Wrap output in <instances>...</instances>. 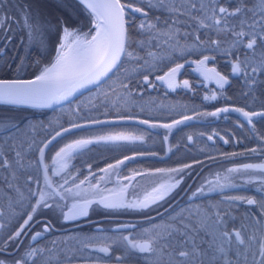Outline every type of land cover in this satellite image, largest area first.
Listing matches in <instances>:
<instances>
[{"label": "flooded vegetation", "instance_id": "obj_1", "mask_svg": "<svg viewBox=\"0 0 264 264\" xmlns=\"http://www.w3.org/2000/svg\"><path fill=\"white\" fill-rule=\"evenodd\" d=\"M13 35L16 34L1 32L0 48H3L10 36ZM246 44L247 42L244 43L240 59L224 53L216 58L205 50V52H196L184 58H193L195 61L192 64H183L184 59L175 62L184 65L179 73L175 75L177 84L175 88L184 87L183 81L187 80L189 87L185 88L189 90V95L186 99L173 100L171 98L165 106H163L161 98L153 97L160 104V108H164V114L161 110V112H148L143 115L127 112L110 115L136 116L148 121V125L129 121H114L99 124V126L108 125L107 127L76 130L78 131L76 134L65 136L62 142L53 150L47 151L44 148L43 163H41L39 146L37 148V160L30 162L33 167H28L29 173L25 178H13L11 175L3 178L1 177L3 169L0 167V228L2 220H4L3 214H17L14 219L15 225L10 230V234L0 237V260H3L5 264H17V262H21V264H45V262L46 264L131 263L122 259L121 254H130L125 244L123 242L113 243V240L120 236H130L136 240H144L156 229H154V225L144 224L143 222L167 212L182 196L186 199L228 187H255L254 182L240 180L230 186L225 185L205 192H197L195 191L197 188L196 183L193 185L197 175L211 163L220 160L234 163L245 158L252 161L257 160L259 157L264 159V147L259 148L258 146L259 130L264 125L262 119L254 116L251 117V123H249L248 117L243 118L233 109L228 112H220L215 116L209 115V113L215 112L213 109L224 105H232L246 111L255 110V108L222 101L225 94L231 91L230 88L227 89V86H248L252 83L248 80V77L253 75L255 80L259 81L256 79L258 68H256L255 74L252 72L254 68L252 66L249 67L246 74L243 72L233 74L231 71L232 64L235 61H246L248 59L251 50L246 48ZM205 56L209 57V60L203 65L198 64L197 62L203 60ZM213 60L221 66L220 69L212 62ZM207 66H213L228 77L229 83L221 88L216 80L205 72ZM234 77L237 80H233ZM157 82L168 87L165 81ZM260 84L264 85V83L258 82L254 87ZM211 96L216 98L205 99V97ZM252 97H255V92L251 93L250 98L252 99ZM244 98L246 97L241 95L238 100L242 101ZM130 99V96H125L123 104H130ZM114 103L112 102V104ZM138 109L141 110L142 107L138 106ZM184 114H190L191 117L197 120L168 124L172 125L170 128L163 127L164 122ZM2 130L0 129V131ZM18 131L24 132L25 130ZM30 131L35 132L33 129H30ZM55 131H52L46 138ZM71 131L73 130L67 132ZM59 136H56L49 144L56 141ZM115 136L142 137V139H99ZM77 140H90L92 143L70 150L62 161L66 167L58 168L61 165L56 166L59 161L56 153L61 148ZM225 149H229L232 153L213 156V152H220ZM86 150L92 152V160L85 164V167L90 166V168L83 170L81 166L74 169L81 165L82 153ZM99 151L102 154L98 155ZM125 157L129 159H125ZM118 161H123V163L118 164ZM44 165H47V172H45ZM109 165H114V167L109 168ZM144 167L146 168L144 169ZM149 169L171 171L178 169L179 171H174L175 174L168 178L150 183L143 193L134 195L132 186L135 179L141 172ZM29 176L31 180L28 179ZM45 176L51 181V187L49 188L53 193V196L46 200L50 207L40 206L35 213H31L32 207L39 199V191L42 190L43 184H46ZM57 181H62L59 189L53 184ZM176 181H179V184H176ZM3 182H25L30 186L14 187L13 191L9 192L4 190L1 185ZM36 184H38L37 187ZM169 184H176V186L163 199L150 204L149 207L144 209L105 208L100 203V200L104 197L112 200L122 198L125 204L137 202L143 200L149 194H159L158 192L154 193L153 190H159L161 185ZM33 193H37V195H33ZM85 201L92 202L88 206L86 216H77L69 220L64 219L66 214H70L73 205H80ZM29 214H32L33 219L27 225H24V220L27 219ZM131 222H135V224L131 225ZM22 225L23 228L21 229ZM124 225L128 227H122ZM167 225H160L159 229H165ZM46 226L47 231H45ZM145 230L151 231L145 232ZM17 231L20 232L18 237L15 236ZM36 233H41V235L36 236ZM34 236L35 239H33ZM9 237L15 238L10 240ZM105 245L110 246V251L107 254L98 250L99 247ZM32 249L36 250V256L27 257L26 253ZM167 252L169 251H165V253ZM156 253L161 257L158 249ZM161 259L169 260L167 257H161Z\"/></svg>", "mask_w": 264, "mask_h": 264}, {"label": "trees", "instance_id": "obj_2", "mask_svg": "<svg viewBox=\"0 0 264 264\" xmlns=\"http://www.w3.org/2000/svg\"><path fill=\"white\" fill-rule=\"evenodd\" d=\"M121 1L132 5L133 8H143L147 13L145 16L125 8L126 29L128 36L131 38L128 50L134 53L135 58L122 56L118 68L114 69L104 80L62 104L52 107H35L0 103V118L8 115L5 118L11 119L10 121H13L18 126L17 129L11 130V136L4 130L0 131V150L11 161L9 167H2L1 177L6 178L9 175L13 176L12 174L15 173V177L25 178L29 173L28 167H33L30 165V162L37 160V148L41 145L42 141L52 131L65 125L85 119L110 116L115 113L124 114L127 112L143 115L144 113H148V102L153 97L161 98L163 106L171 98L173 100H179V98L186 99L189 95L187 88L165 87L158 83L153 76L177 62H171L164 55H159L158 58L154 59L156 56L154 57L148 53V50L155 49L157 46L155 45L154 35L160 32V30L168 29L170 31L171 29L172 34L176 35L177 40L180 37L182 38L183 34L186 35V39L191 38L195 39V41L202 38L203 44L209 46L206 51L216 58L224 53L226 55L231 54L240 59L243 53L242 50L244 49V44L241 40L242 38H246V36L238 38L233 35V32L246 31V29H252L254 32V29H256V32H254L257 34L256 53L264 52V44L259 40L261 25H264V20H261L262 13L257 0H244L245 11L236 16L227 17L220 24L211 21H209L211 23L205 22L201 29H198L199 27L194 23L195 19L192 13L187 14L179 9L175 11L173 9L168 10V6L166 7L164 3L161 6V4L157 3V0H152V3H147V0ZM208 1L209 5L215 7L216 10H218V6H223L232 11L240 5V0ZM0 6H2L0 19L7 17L3 28H0V33L16 34L15 36H10L3 46L4 52L0 53V76H30L39 72L53 59L55 45L59 40L63 26H67L69 30L75 32L85 30L86 33L94 26L92 22L95 20V15L83 3H80L79 0H62V2L61 0H0ZM28 6H30L34 15H38L41 21L42 28L39 34H30L29 30L25 27L23 16L24 9ZM227 21H231L230 24L232 26H229ZM242 21H246L243 27L241 26ZM253 21H257L258 23L253 24ZM141 23H145L146 25L152 24L155 27L152 29H141L139 27ZM249 25H252V27H249ZM221 29L224 30L221 31ZM140 42L143 43L141 44ZM212 62L219 69L221 68L215 60ZM258 70L256 79L264 81V73L261 71V68H258ZM145 76L148 77L147 81L144 80ZM233 80H237V78L234 77ZM124 85H127V87H124ZM228 88L231 91L225 94L222 101L249 108L264 109V85L255 86L252 90L248 86L238 87L236 85H229L227 86ZM94 90H98V92L92 94ZM253 92H255V97L251 99V93ZM122 93L127 95L121 96ZM87 94H90L88 98L76 102L80 96ZM241 95L246 97L242 101L238 100ZM125 96H130L131 98L130 108L126 111L115 112L111 108L112 102L110 99L115 97V100L123 102ZM66 105L68 107H64ZM138 106H141L142 109H138ZM258 117L264 121V116ZM107 126L94 125L83 127L82 129H73L71 132L63 133L56 141L45 148L47 151L53 150L62 142L65 136L76 134L78 132L76 130ZM30 129L35 130V132H31ZM18 130L25 131L20 132ZM259 135L264 136V125L260 128ZM16 151H20L23 155V168L15 162ZM231 153L229 149H225L220 152H213V156H223ZM99 154H102V152L99 151ZM92 158L91 150H86L82 153L81 165L74 169H78L81 166L83 170L89 169L90 166L85 167V164L90 162ZM2 159L3 157H0V162H2ZM9 184L12 185L11 188ZM1 185L5 191L9 192H12L14 187L30 186L25 182H3ZM37 186L38 184H36ZM232 197L252 198L257 200L258 203L248 205L242 200L230 199ZM261 202H264V187L256 186L228 187L186 199L182 196L178 202L171 206L170 210L149 221L143 222L144 224L154 225V229H156L154 230L155 232H151L145 239L156 237V248L159 250L161 257L169 258L168 261L162 259L161 264H169L171 257L165 252L160 251V249L165 248V241L160 239V236L165 235V229H159V226L174 224L182 217L188 218V222L193 225L206 220L207 227L200 232V236L205 241V243L201 244V247H207V242L211 241L214 236L217 238L216 243H220L219 231L215 223L217 214H219L224 221L220 225L221 229H226L230 232L233 229L241 231L245 243L239 245L238 250H247V264H253L252 253H257V259H259V247L264 242V208L260 207ZM3 216L4 220H2L0 228V237L10 234V230L15 225L14 219L17 217V214L7 213L3 214ZM205 232L209 234L205 235ZM158 233L159 235H157ZM251 237H255V239H250ZM232 248L234 251L237 249L234 239L232 241ZM167 250L169 251L167 253L172 252L171 247L165 251ZM234 251L229 252V255L233 256V258ZM121 255L123 260L133 262L134 264L147 263L148 254L133 252L129 255ZM241 264H243V261Z\"/></svg>", "mask_w": 264, "mask_h": 264}, {"label": "snow or ice", "instance_id": "obj_3", "mask_svg": "<svg viewBox=\"0 0 264 264\" xmlns=\"http://www.w3.org/2000/svg\"><path fill=\"white\" fill-rule=\"evenodd\" d=\"M62 2V0H61ZM260 5V11L262 13L261 20H264V0H257ZM80 3L85 4L88 9H91L92 13L96 16L95 21V35L91 36V39H88V34L85 33L81 37L77 32L70 31L67 26H63V38L59 47L57 49V55L55 62L52 63L50 67H45L40 75L35 77V80L31 81H0V103L4 104H28L34 103L37 99L42 96H52L55 99H66L67 96L71 95L72 92L76 91L77 88L83 87L86 84L96 83L101 80L102 77L107 76L113 69H117L121 61L122 56L128 58H135L134 53L129 51L131 44V38L127 34L126 29V20H125V8L147 15L143 8L136 7L132 8L131 5H123L120 3V0H80ZM157 3L163 6V0H157ZM154 6V5H153ZM193 8L196 7L195 4L191 5ZM2 10V6H0ZM245 11L244 0H240V5L235 7L234 10L230 11L229 8L220 6L218 7V12L224 14L221 19H216L215 23L220 24L223 20H226L227 17H233L237 14ZM215 16V11L213 12ZM23 20L25 27L29 30L30 34L35 35L39 34L42 28L41 21L38 15H34L31 11L30 6L24 9ZM7 17L0 19V28H3L4 23H6ZM246 21L241 22V26ZM258 23L253 21V24ZM203 26V22L201 21ZM141 29H152L155 25L141 23L139 25ZM252 27V25H249ZM224 29H221L223 31ZM233 35L236 37H245L249 36V40L246 44V48L251 50L253 57L256 56L257 48V34L256 33H247L243 30L239 32H233ZM69 37H75L72 43H68ZM198 39V38H197ZM259 40L264 44V25H261V33L259 34ZM43 43V41H41ZM141 44L143 42H140ZM235 44V42H234ZM4 49L0 48V53H3ZM209 57L205 56L203 60L198 61V64L203 65ZM243 65V67H242ZM184 65L177 64L174 68H171L165 76H158L157 79L165 81L168 84L169 88L177 87L175 81V75L179 73ZM246 62L237 60L232 64L231 71L233 74H246ZM260 68L264 70V54L260 56ZM208 71L215 74L216 83L223 88L225 84L229 83L228 77L221 75L214 68L209 69ZM257 71L256 68L252 69L253 74ZM144 80L147 81L148 77L145 76ZM248 80L251 81V84H248L250 90L254 87L256 83H264V81H256L254 75L249 76ZM247 83V81H246ZM184 87H189V82L187 80L183 81ZM127 87V85H124ZM215 96L205 97V99H215ZM228 108L217 109L216 112L209 113V115H217L220 112H228ZM235 111L242 112L245 117L249 118V123H251V117L254 116H264V111L262 112H246L242 108H237ZM191 119V117H184V120ZM182 121H174V124H179ZM142 123L147 124L148 121H142ZM72 127H78V125H72ZM165 128H170L172 125H163ZM18 126L16 123L11 122L7 118H0V129H3L9 136H11V130L17 129ZM69 129H63L64 132H67ZM61 133L57 132L56 135L59 136ZM55 139V137H53ZM99 139H109V140H118V139H142V137H124V136H115V137H101ZM191 139V137H189ZM211 139V137H210ZM92 143L90 140H77L72 144L66 145L64 148H61L59 152L56 153V156L59 158L58 162L63 161L64 157L68 155L69 151L75 148H80L85 145ZM47 145H45L46 147ZM41 163H43L44 148L39 149ZM0 157H3L2 162H0V167H9L11 161H9L5 153L0 150ZM16 164L23 168L22 160L23 155L20 151L15 152ZM125 159H129L125 157ZM123 163V161H118ZM61 167H66L65 164L61 163ZM114 167V165H109V168ZM187 167V166H186ZM245 168H261L264 169V164L261 165H244ZM45 172H47V165H44ZM172 171H179L174 169ZM232 171V170H230ZM15 178V173L12 174ZM31 180V177H28ZM45 183L47 187H51V181L45 176ZM176 184H179V181H176ZM176 184L161 185L160 189H154L153 192H158L157 195H147L143 200L125 204L123 199L112 200L107 197H104L100 200V203L104 205L105 208H119V207H128L132 209H144L149 207L150 204L155 203L158 200L164 198ZM11 188L12 185L9 184ZM37 195V193H33ZM50 194L44 190H40L38 193L39 199H37L35 206L32 207L31 213H35L37 208L43 206L45 208L50 207L46 202L47 197ZM195 195V194H194ZM230 199L242 200L248 205L257 204V200L252 198L245 197H232ZM91 201H85L80 205H73V209L70 210V214L64 216L65 220L74 219L77 216H86L88 214V206L91 204ZM260 207L264 208V202L260 203ZM33 219L32 214H29L27 219L24 220V225H27L29 221ZM217 230L219 231V240L220 243H216V237L207 242V247H201V244L205 243L200 232L205 230L207 227V221L203 220L201 222L193 225L188 222V218H180L176 223L167 225L165 228V235L160 236V239L165 241V248L160 249L161 252L169 247L172 248L171 253L168 254L171 259L169 264H247L248 261V251H239L238 246L243 245L245 240L241 234V231L238 229H233L231 232L226 229H221L220 225L224 223L223 219L217 214L216 220ZM122 227H128L124 225ZM155 227V226H154ZM23 225L21 226V229ZM47 226L45 231H47ZM151 230H145V232H150ZM209 233L205 232V235ZM20 232L17 231L15 236L18 237ZM41 235V233H36V236ZM159 235V233L157 234ZM15 237H9V239H14ZM36 237L34 236L33 239ZM233 239L236 242L237 249L234 251L232 248ZM250 239H255L251 237ZM199 240V242H198ZM123 242L129 251V253L139 252L144 254H155L157 251L156 248V237H150L145 240H136L130 236H120L113 240V243ZM102 253H109L110 246H102L98 249ZM234 251L233 256L229 255V252ZM27 257L36 256V250L32 249L26 253ZM259 259H257V253H252L253 264H264V242L260 244ZM0 264H5L3 260H0ZM21 264V262H17ZM46 264V262H45Z\"/></svg>", "mask_w": 264, "mask_h": 264}, {"label": "rangeland", "instance_id": "obj_4", "mask_svg": "<svg viewBox=\"0 0 264 264\" xmlns=\"http://www.w3.org/2000/svg\"><path fill=\"white\" fill-rule=\"evenodd\" d=\"M147 3H152V0H147ZM163 3L165 6H168V10L173 9L175 10H181L184 13L190 14L192 13L194 15V23L199 27L198 29H201L202 24L205 22H213L215 23L216 19H221L223 14L219 13L218 10L215 9V7H212V5H209L208 0H163ZM195 4L196 7L193 8L191 5ZM220 7V6H218ZM215 11V16L213 15V12ZM224 22L225 20L222 19ZM209 22V23H211ZM231 21H227V24L229 26H232ZM71 31V30H70ZM247 33H254L256 32V29H254V32L252 29H246ZM81 37L84 36L86 33L85 30H81L77 32ZM160 33V34H158ZM157 34L154 35V40H155V49L148 50V53L153 55L156 59L159 57V55H164L166 58H169L171 62L179 61L181 59H184L185 57H189L192 54L196 52H205V50L209 47L205 44H203V39L200 38L195 41V39H186V35H182V38L180 37L179 40L176 39V35L172 34V30L168 31V29L165 30H160ZM88 39H91L92 35H95V24L93 28L87 33ZM63 38V30L60 33L59 40L57 41L55 45V54L53 59L50 61L51 65L52 63L55 62V58L57 55V49L59 47V44L61 43V40ZM249 36H246V38H242L241 42L244 44L245 42H248ZM75 39V37H69L68 38V43L70 44L71 41ZM186 39V41H184ZM183 40V41H182ZM148 41V39H147ZM171 53V54H170ZM261 54H264V52H257L256 56L253 57L251 54V51L249 52V57L245 61L246 62V71L249 69V67H254V68H260V56ZM152 56V57H153ZM169 56V57H168ZM181 58V59H180ZM176 59V60H175ZM49 65L47 67H49ZM243 67V65H242ZM44 68V67H43ZM261 71L264 73V70L261 69ZM95 92H98V90H94L92 94ZM91 94V95H92ZM127 94L122 93L121 96H124ZM90 96V94L80 96L76 102L81 101L82 99H86ZM116 96V95H113ZM111 102H115L114 104L111 103V108L114 109V111H126L129 109L130 104L129 103H124L121 101L115 100V97L110 99ZM74 102V103H76ZM119 102V103H118ZM162 102V101H161ZM73 103V104H74ZM68 107V105L64 106ZM164 114L165 110L164 108H160V104L156 102L155 99L151 98L150 102H148V112H155V111H160ZM8 117V115L4 116ZM9 119V118H7ZM11 120V119H9ZM105 124V123H103ZM258 146L259 148L264 147V136H258ZM61 162H58L57 165H61ZM63 164V163H62ZM264 164V159L262 158H257V160H250L245 158L244 160H239L236 162H224L222 160L211 163L207 165L196 177L194 184L196 183L197 188L195 191L199 192H205L211 189H215L217 187H222V186H230L237 183L238 181H243V182H254V184L257 187H264V169L261 168H245L244 165H261ZM58 168H61L58 167ZM55 170V169H54ZM180 170V168H179ZM232 170V171H230ZM177 172V171H175ZM174 171L171 170H162V169H149V170H144L139 174V176L135 179L133 186H132V193L134 195H139L143 193L146 190V187L157 180H161L163 178H168L171 175L175 174ZM62 181H57L56 183H53L55 187L58 189L60 188ZM52 184V185H53ZM42 190L45 192L49 193L50 195L47 197V199H50L53 196L52 191L50 190L49 187L46 186V184H43ZM194 191V192H195ZM161 257L159 254L155 253L152 255H149L147 257V263L146 264H161ZM96 264V263H94ZM111 264H119L117 262L111 263ZM127 264H134V263H127Z\"/></svg>", "mask_w": 264, "mask_h": 264}, {"label": "water", "instance_id": "obj_5", "mask_svg": "<svg viewBox=\"0 0 264 264\" xmlns=\"http://www.w3.org/2000/svg\"><path fill=\"white\" fill-rule=\"evenodd\" d=\"M80 1V0H79ZM99 2H103V0H99ZM120 3L127 6V5H130V4H127V3H123L121 0H120ZM85 5V4H84ZM132 6V5H131ZM127 8V7H126ZM133 8V6H132ZM91 10V9H90ZM126 20V19H125ZM95 21H96V16H95V20L92 22V24L94 25L95 24ZM126 26V25H125ZM194 59L193 58H186L183 60V64H192L194 63ZM177 64H181V63H174L172 64L171 66H169L167 69H165L164 71H162L161 73H158L154 76V78L157 80V81H161V80H158L157 77L158 76H165L166 73H168L170 71L171 68H174ZM48 66V65H47ZM46 66V67H47ZM214 67L213 66H207L205 68V72L207 73L208 76H210L211 78L215 79V74L208 71L209 69H213ZM44 69V68H43ZM42 69V70H43ZM217 72H219L221 75H223L220 71H218L216 68H214ZM40 70L39 72L33 74V75H30V76H0V81H31V80H35V77L40 75L41 71ZM114 70V69H113ZM111 73V72H110ZM109 73V74H110ZM108 74V75H109ZM107 75V76H108ZM107 76L105 77H102L100 81L96 82V83H92V84H86L85 86L83 87H79L76 89V91L72 92L71 95L67 96L66 99H55L53 98L52 96H42L40 97L39 99H37L34 103H28V104H19V105H27V106H35V107H52V106H56V105H59V104H62L66 101H68L69 99L73 98L74 96L78 95L79 93L85 91L86 89H89L95 85H97L98 83H100L102 80H104ZM224 76V75H223ZM216 80V79H215ZM222 108H228L229 110L233 109H237L238 107H235V106H232V105H224V106H220V107H217L215 109H213V111H217V109H222ZM246 111V110H244ZM264 111V109H255V110H252V111H246V112H262ZM238 112V111H237ZM239 115H241L243 118H246L242 112H238ZM184 117H191L190 114H184V115H181V116H178V117H175L173 119H171L170 121H167V122H164L163 124H173L174 121H188V120H197L196 118H193L191 117V119H188V120H184ZM114 121H129V122H136V123H139V124H142V125H148L145 124V123H142V121H145L141 118H138L136 116H131V115H124V116H102V117H97V118H91V119H85V120H81V121H76V122H73V123H70L68 125H65L59 129H57L52 135H50L48 138H46L44 140V142L40 145V148H45V145H48L52 140H53V137H56V133L59 132V133H63V129H69V130H73V129H77V128H83V127H88V126H94V125H99V124H103V123H109V122H114ZM72 125H78V127H72ZM68 130V131H69ZM39 148V149H40ZM40 154V153H39ZM131 225L135 224V222H131L130 223ZM1 249V248H0Z\"/></svg>", "mask_w": 264, "mask_h": 264}, {"label": "bare ground", "instance_id": "obj_6", "mask_svg": "<svg viewBox=\"0 0 264 264\" xmlns=\"http://www.w3.org/2000/svg\"><path fill=\"white\" fill-rule=\"evenodd\" d=\"M72 41H73V40H72ZM72 41H71V43H72ZM71 43H70V44H71ZM51 65H52V64H51ZM51 65H49V67H50Z\"/></svg>", "mask_w": 264, "mask_h": 264}]
</instances>
